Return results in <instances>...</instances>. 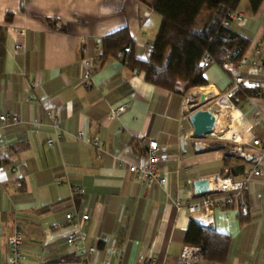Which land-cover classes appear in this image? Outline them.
<instances>
[{
	"label": "crops",
	"instance_id": "obj_1",
	"mask_svg": "<svg viewBox=\"0 0 264 264\" xmlns=\"http://www.w3.org/2000/svg\"><path fill=\"white\" fill-rule=\"evenodd\" d=\"M146 10L138 0H0V115L19 117L0 129V264L10 262L9 238L16 226L25 234V264H86L66 243L73 229L66 214L72 211L89 215L82 221L83 243L96 246V264L107 259L136 264L147 256H154L155 264H174L190 219L205 220L178 209L175 200H198L194 180L227 173H221L222 150L212 149L220 133L194 136L185 105L207 93L202 107L218 116L219 130L226 125L238 135L239 147L252 148L255 138L264 141V118L256 119L264 112V74L254 70L264 55V0L256 11L242 0L237 10L245 18L231 26L250 38L244 54L249 66L226 70L211 64L204 73L206 88H193L188 96L150 83L119 57L98 66L100 38L125 26L136 53L149 57L160 18L151 11L146 19ZM84 45L93 58L89 80L83 78ZM235 76L258 88L239 105L227 96ZM121 104L126 110L113 116ZM50 113L59 115V128L52 126ZM79 131L98 140L103 151L78 138ZM149 139L161 146V166L168 172L164 187L144 186L129 170L141 162ZM235 166L232 176L240 178L251 160L238 158ZM261 171L235 207L225 203L214 209L211 223L204 224L232 237L227 260L204 258L200 264H264V163ZM240 206L249 216L244 223Z\"/></svg>",
	"mask_w": 264,
	"mask_h": 264
},
{
	"label": "trees",
	"instance_id": "obj_2",
	"mask_svg": "<svg viewBox=\"0 0 264 264\" xmlns=\"http://www.w3.org/2000/svg\"><path fill=\"white\" fill-rule=\"evenodd\" d=\"M138 1L160 18L149 57L142 58L136 53V41L125 26L100 38L96 56L98 66H102L109 57H119L131 69L142 71L150 83L184 95L193 88H206L202 86L207 85L204 73L209 65H200L204 53L207 52L215 63L222 66L227 61H239L250 47L249 37L223 24L228 12L237 10L242 0ZM262 1L247 0L252 11H256ZM8 17H11V13H8ZM51 21L54 19L48 18V22ZM257 93L258 88L241 85L230 100L234 105H239ZM212 144V149L223 152L221 173L225 169L231 176L238 173L235 161L245 158L234 152L236 144L232 140H215ZM243 167L240 166L242 169ZM240 195L233 196L232 202L226 203L225 207H235ZM47 208L49 207L43 209ZM238 218L241 223L249 220L241 206ZM183 236L184 245L199 246L206 260H227L232 241L230 235L191 218Z\"/></svg>",
	"mask_w": 264,
	"mask_h": 264
},
{
	"label": "built area",
	"instance_id": "obj_3",
	"mask_svg": "<svg viewBox=\"0 0 264 264\" xmlns=\"http://www.w3.org/2000/svg\"><path fill=\"white\" fill-rule=\"evenodd\" d=\"M151 14V11H144V17L148 18ZM244 13L239 10H232L228 12L227 16L223 20V24L230 27L232 26L234 21L240 22L244 20ZM19 34H24L23 30H17ZM1 44V42H0ZM16 48H22V44L18 43L15 45ZM83 56L81 57V64L83 67V78L84 80H89L91 77V70L93 67V58L88 55V48L83 46ZM212 57L206 52L202 55L200 59V65L206 66L214 64ZM249 66V58L246 55L239 61H227L224 62L222 67L226 70L234 69V68H244ZM254 70L256 73L264 74V55L260 57V61L258 64L254 65ZM245 84V79L242 76L233 77L231 87L227 92V96L231 97L234 91L239 88V86ZM32 91V86L27 87V95L26 100H30L29 93ZM207 94V93H206ZM199 97V94H197ZM200 102V99L198 100ZM185 105V100H184ZM189 105H185L186 109H188ZM127 108V104H121L117 108L112 110V115H116L118 112L124 111ZM217 116V115H216ZM264 118V112H259L256 115V119ZM50 119L52 126L59 128L60 125V117L57 113H50ZM218 116H217V132L219 138H226L231 135L230 140L235 142V146L233 147L234 152H236L239 156L246 158L251 156V167L247 169L245 174L240 178H236L234 176L224 174H213L209 176L210 180V188L211 194H205L201 196L198 200L186 199L183 200L181 198H177L175 200V204L178 209L187 208L189 213L191 214H202L205 220L204 224L209 225L212 221V211L214 209L221 208L225 203H231L233 200V196L237 197L242 193L245 186L248 182H250L254 177L259 176L261 174V166L264 163V141L260 138H255L252 141V148L246 150L238 146V135L235 132L230 130L229 126H222V128L218 127ZM19 122V117L17 114L12 113H4L0 115V129L2 127L10 126ZM228 132V133H227ZM77 137L85 140L87 143L91 144L97 149L100 147V143L96 139L86 138L82 131L77 133ZM62 139L61 134H57L56 140L59 141ZM47 144H53V139H48ZM199 147H204V142H199L197 144ZM102 153L98 154L100 158ZM162 155H161V146L156 139H149L147 141V148L145 150V154L139 164H132L129 166V170L135 175V177L144 185V186H152L157 184L161 187H164L168 183V172L161 166ZM16 170V168H13ZM74 191L76 192H84V189L81 187H74ZM216 194V195H213ZM66 218L71 220L73 229L70 231L66 238V243L68 246L73 248L76 253L81 256H85L87 259L86 264H96L93 261V256L95 255L97 249L96 246L86 247L83 243L84 240V232L82 231V221L87 220L89 218L88 214H80L77 211H72L66 214ZM24 239L25 234L24 230L21 226H16L15 230L11 234L9 238V246L11 251L10 262L9 264H25V252H24ZM204 259L202 250L197 245H183L182 250L174 262V264H200ZM156 259L154 256H147L142 260H139L136 264H155ZM99 264H110V261L104 260Z\"/></svg>",
	"mask_w": 264,
	"mask_h": 264
},
{
	"label": "water",
	"instance_id": "obj_4",
	"mask_svg": "<svg viewBox=\"0 0 264 264\" xmlns=\"http://www.w3.org/2000/svg\"><path fill=\"white\" fill-rule=\"evenodd\" d=\"M200 102L189 105V120L193 126V135L196 137H216L217 132V116L208 108L202 105L209 100L206 93L199 94ZM251 160V156L246 157ZM194 193L196 196L211 193L209 177L198 178L193 182Z\"/></svg>",
	"mask_w": 264,
	"mask_h": 264
},
{
	"label": "rangeland",
	"instance_id": "obj_5",
	"mask_svg": "<svg viewBox=\"0 0 264 264\" xmlns=\"http://www.w3.org/2000/svg\"><path fill=\"white\" fill-rule=\"evenodd\" d=\"M192 92H191V90H189V91H187L184 95H186V96H188L189 94H191ZM186 96H185V98H186ZM196 103H198V101H196ZM189 107V106H188ZM220 118H221V114H220ZM220 122H223V121H220ZM230 138H231V135H228L226 138H216V140H223V141H229L230 140ZM232 142H234V141H232ZM205 144V143H204ZM234 144H235V142H234Z\"/></svg>",
	"mask_w": 264,
	"mask_h": 264
}]
</instances>
